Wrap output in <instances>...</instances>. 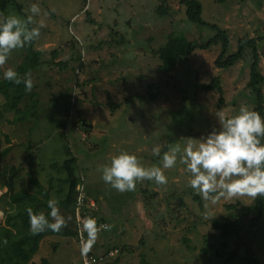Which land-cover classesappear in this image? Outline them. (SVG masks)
<instances>
[{"label": "rangeland", "instance_id": "374dc122", "mask_svg": "<svg viewBox=\"0 0 264 264\" xmlns=\"http://www.w3.org/2000/svg\"><path fill=\"white\" fill-rule=\"evenodd\" d=\"M183 1L17 0V8L8 14L26 18L32 15L33 3L40 6L30 26L44 22L35 40L42 63L32 74L42 112L35 120L15 124L8 121L18 115L5 114L0 123V168L20 167L16 191L35 192L29 181L34 175L59 201L55 192L68 175L66 162L73 155L68 150L80 152L77 162L89 185L84 186L88 196L101 199L114 212L104 214L110 227L98 232L87 251L95 258L92 264H145L143 253L154 264H264V214L255 210L259 197L240 195L209 203L206 218V202L188 186L190 174L180 154L174 167L163 169L166 184L145 179L133 191L118 192L101 179L99 166L120 150L135 154L145 167L160 166L163 153L177 144L182 148L189 134L199 138L219 128L218 110L231 116L242 105L256 109L248 87L254 63L251 48L245 59L226 70L215 65L221 46L181 58L170 72L160 69L157 52L172 39L205 45L217 35L190 23ZM199 1L205 22L228 33L227 55L237 53L240 40L256 41L258 70L264 76V0ZM25 56L24 47L14 50L0 65V77L8 67L17 71ZM213 79L220 81L221 92H202ZM261 89L264 94V84ZM31 101L26 96L21 109L32 106ZM5 103L0 98V107ZM112 107L116 112L111 111V117L109 112L88 114ZM84 123L91 124L92 131L81 129ZM85 133L92 135L85 138ZM156 145H161V157L152 152ZM7 191L0 187V199ZM64 208L62 227L76 230ZM85 209L82 217L97 218L93 212L83 216ZM4 220L2 215L0 223ZM81 244L79 237L48 236L33 263L85 264Z\"/></svg>", "mask_w": 264, "mask_h": 264}, {"label": "clouds", "instance_id": "9594fccd", "mask_svg": "<svg viewBox=\"0 0 264 264\" xmlns=\"http://www.w3.org/2000/svg\"><path fill=\"white\" fill-rule=\"evenodd\" d=\"M30 12L32 15L26 18L0 14V65L8 61L14 50L40 37L43 20L30 27L34 17L41 12L39 4L33 3ZM0 78L17 85L23 84L29 92L33 88L30 70L21 76L14 68L8 67ZM215 115L219 128H213L199 138H183L182 148L177 144L161 157V145L154 146L152 152L161 157L160 166L145 167L135 154L120 150L110 157L109 162L99 166L101 179L118 192L133 191L136 183L145 179L154 180L158 185L166 184L163 169L174 167L177 154H180V162L190 174L188 186L206 202V218L210 215L209 203L215 204L222 198L231 199L240 195L264 197V116L247 105L240 106L238 113L231 116L226 115L223 109ZM58 204L55 197L49 198L47 207L50 211L47 215L31 207L26 209L29 230L33 234L46 229L60 231L64 218ZM109 227L98 225L94 217L82 218V230L87 233V239L81 244L82 254L90 250L98 232Z\"/></svg>", "mask_w": 264, "mask_h": 264}, {"label": "trees", "instance_id": "16d2710c", "mask_svg": "<svg viewBox=\"0 0 264 264\" xmlns=\"http://www.w3.org/2000/svg\"><path fill=\"white\" fill-rule=\"evenodd\" d=\"M183 3L187 7L186 14L190 23L212 29L217 33V35L213 39H210L205 45H200L197 42L188 41L185 39H172L166 45V47L161 48L157 52V56L162 61L160 69L162 71L164 70L165 72H170L176 67L181 58H188L193 54V52L197 50L205 51L211 49L212 47L221 46L222 52L215 65L219 69L226 70L234 67L239 61L245 59L248 49L251 48L253 51L254 63L251 68V77L248 87L254 93L252 97L257 103L255 111L259 112L263 116L264 94L262 92L261 86L264 84V76L261 75L258 70L260 61L259 54L256 50V41L247 38L240 40L237 53L227 55L231 42L228 33L217 26L210 25L209 23L205 22V20L202 18L203 5L199 0H184ZM17 4V0H0V14L7 16L12 11V9L17 8ZM19 13L22 14L20 10ZM24 51L26 52V56L24 57L22 64L18 67L17 72L23 76L24 73L30 70L32 76L33 72L36 71L38 66H40L42 63V52L35 48V40L32 43L25 45ZM219 82L220 81L218 79H213L211 84L205 87L202 92L215 90L221 92V84ZM36 89L37 86L34 81L33 88L29 92L25 90L23 84L17 85L11 81L0 78V98H3L6 102L4 106L0 107V123L6 120L5 114L9 112H13L18 115L13 121H8L10 124L24 123L26 121L37 119L38 114L42 111H40V109L38 110L37 107V97L39 94L37 93ZM28 95L30 96L31 100H33L31 101L33 104L32 106H27L25 109H21V103ZM186 97H188V95H185L184 99ZM110 110L112 112H116L114 107H112ZM79 120L82 121L81 117ZM80 128L89 131L88 127H86L84 124H80ZM188 133L189 132H187V134ZM189 136L194 138L190 134ZM10 150L11 147L6 149L1 154V156L5 157ZM71 152L73 155L71 156L70 160L66 162L68 175H64L59 181L61 182L60 189L55 192L58 199H64L65 201V203L62 204V200H59L60 205L65 207L64 209H66V212H68L70 215L71 221L76 224L78 198L84 194V204L87 206V209H85L83 212L84 216L85 214L93 212L94 216L97 217L96 220L98 225H108L110 219L107 217H102L101 211L92 209L89 206L90 197H94L91 195L88 196L86 192L87 190L85 189L89 185H86L88 183L84 180L83 174L81 173L79 164L77 162L78 158L76 153L79 154L80 152L77 151L74 153L72 150H68L69 154ZM19 172L20 167L18 166L7 165L0 168V187L2 189L8 188V191L4 193L0 199V209L3 211L5 217L4 222L0 223V264H34L33 258L38 253L42 240L48 236L61 235L64 237L78 238L76 225V230L67 225L61 227L59 232H53L49 229H46L41 233L33 234L29 230V217L26 209L31 207L34 211H42L47 215V213L50 211L47 207V201L49 198H52L51 191L44 189V187L39 183V180L34 177V175H31V179L29 181L31 184H34L35 192L32 193L26 189L16 191L17 189H15V182ZM52 189H54V186H52ZM145 194L147 195L149 192H145ZM255 210L258 211L259 216L264 214L263 197H259V200L255 206ZM229 226L230 225L226 224L225 228L229 229ZM5 240L7 241L6 244L3 243ZM142 258L145 264H154L153 262H149V259L145 253L142 254ZM45 264H49L48 261H45Z\"/></svg>", "mask_w": 264, "mask_h": 264}, {"label": "crops", "instance_id": "0c3cea01", "mask_svg": "<svg viewBox=\"0 0 264 264\" xmlns=\"http://www.w3.org/2000/svg\"><path fill=\"white\" fill-rule=\"evenodd\" d=\"M97 83V81L96 82H93L92 84H91V88L92 87H94V86H92V85H94V84H96ZM100 83V82H99ZM116 91H117V88H116ZM91 102L93 103V98L91 99ZM93 105H95L94 103H93ZM97 106V105H96ZM108 109V108H107ZM107 109H103V110H98V109H96V110H92V111H89L88 112V114L89 115H95V114H98V113H105V112H109V113H111V114H109L110 115V117H111V115H114L115 113H112L111 112V110L109 111V110H107ZM84 114H87V111L84 113ZM79 116H81V114L79 113ZM84 125L86 126V127H88V129H89V131L88 130H86V131H88V133L90 132V131H92V129H93V126L91 125V124H88V123H84ZM76 135H81L80 133H76ZM92 134H87V133H85L84 134V136H85V138H87V137H89V136H91ZM95 135H96V133H95ZM96 182V183H95ZM94 183L95 184H99V181H95V178H94ZM86 185H88V184H86ZM102 197V196H101ZM89 199V198H88ZM62 200V199H61ZM92 200V202H94L95 203V206H92L91 207V205H89L92 209H95V210H99V211H101L102 212V217H104L103 215L105 214V213H107V214H111V213H114L113 211H112V209L110 208V207H106L105 205H103V203H102V200L101 199H98V198H91L90 197V199H89V201H91ZM59 202V207L61 208L63 205H60V201H58ZM63 203H65V201H64V199L62 200V204ZM97 208V209H96ZM111 211V212H110ZM118 218V217H117ZM103 219V218H102ZM124 223V222H123ZM119 226H120V224H119Z\"/></svg>", "mask_w": 264, "mask_h": 264}, {"label": "built area", "instance_id": "2783aa9c", "mask_svg": "<svg viewBox=\"0 0 264 264\" xmlns=\"http://www.w3.org/2000/svg\"><path fill=\"white\" fill-rule=\"evenodd\" d=\"M84 195V194H83ZM81 195L78 198V209H77V215H76V226H77V231H78V237L79 240L81 239L82 241H85L86 238V232H84L82 230V211H83V207L85 206L84 202H85V196ZM89 205L95 206V203L91 201H89ZM84 216V213H83ZM78 217V220H77ZM78 223V224H77ZM84 259H85V264H92L95 261V258L92 255H87V253H83ZM102 258H104L102 256Z\"/></svg>", "mask_w": 264, "mask_h": 264}, {"label": "bare ground", "instance_id": "6f19581e", "mask_svg": "<svg viewBox=\"0 0 264 264\" xmlns=\"http://www.w3.org/2000/svg\"><path fill=\"white\" fill-rule=\"evenodd\" d=\"M2 215H3V212L0 211V218L2 217Z\"/></svg>", "mask_w": 264, "mask_h": 264}, {"label": "water", "instance_id": "95a60500", "mask_svg": "<svg viewBox=\"0 0 264 264\" xmlns=\"http://www.w3.org/2000/svg\"><path fill=\"white\" fill-rule=\"evenodd\" d=\"M4 215V214H3Z\"/></svg>", "mask_w": 264, "mask_h": 264}]
</instances>
